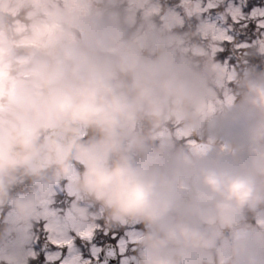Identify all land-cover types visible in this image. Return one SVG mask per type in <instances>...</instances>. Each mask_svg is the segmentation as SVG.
I'll list each match as a JSON object with an SVG mask.
<instances>
[{"label":"clouds","instance_id":"9594fccd","mask_svg":"<svg viewBox=\"0 0 264 264\" xmlns=\"http://www.w3.org/2000/svg\"><path fill=\"white\" fill-rule=\"evenodd\" d=\"M67 17L0 0L4 264H23L7 241L27 242L62 183L85 230L138 226L135 264H264V70L225 89L208 26L136 46L117 9L85 0Z\"/></svg>","mask_w":264,"mask_h":264},{"label":"snow or ice","instance_id":"6c2138e0","mask_svg":"<svg viewBox=\"0 0 264 264\" xmlns=\"http://www.w3.org/2000/svg\"><path fill=\"white\" fill-rule=\"evenodd\" d=\"M226 3V23L241 28L252 23L255 32L264 33V7L245 12V0H226ZM228 30L225 41L233 39ZM49 208L51 215L38 219L35 225V241L43 252V264H131L134 252L131 229L106 230L103 225H97L85 231L68 207L58 208L52 201ZM30 257L37 258V252L31 251Z\"/></svg>","mask_w":264,"mask_h":264},{"label":"rangeland","instance_id":"374dc122","mask_svg":"<svg viewBox=\"0 0 264 264\" xmlns=\"http://www.w3.org/2000/svg\"><path fill=\"white\" fill-rule=\"evenodd\" d=\"M120 1H125L127 3V6L122 5ZM47 2L52 8L63 9L68 14L67 18L71 22V12L73 8L83 5V3H85V0H47ZM87 2L97 6V8L108 7L117 9L122 14V16H124L123 20L126 23H128L134 30L138 29V31L136 32L135 41L138 42V44L140 43V46L143 45L149 30H160L161 32L172 35L168 31L173 29V27L181 26V24L184 25L185 21L183 17H178V14H176V12L172 10L175 8L176 4H178L179 7L181 4L180 2H184L191 9L192 13L195 15L198 21L196 26L194 27V30H199L204 26H208L212 29L213 34L216 36L217 46L211 49V55L213 57V66L221 72L223 87L225 89L228 87L226 82L232 79V74L235 71H233L232 67H228V63L227 65H222V63L214 59V56L215 50L222 49L223 47V44L225 42V32L228 27H230L231 33L227 32V34L232 36V33H234V37H232L233 39L231 41L227 42L236 44L235 46L234 44H232L231 46L233 47L245 48L247 45L250 47H256V42L264 39V33H261L259 30H257L256 33L259 38L251 41L245 47H240L241 44L246 43L243 42V39H240V43L238 42V39L234 41L235 37L237 35L243 34L241 37L247 39V36L246 34L241 33L239 29H237V27H239L241 30H243V28H241L239 25H236L237 27L231 26L230 22H225L224 16L227 11V3L225 0H208L204 3L202 2V0H179L177 1V3L166 6L163 10L155 0H87ZM247 4H256V2L255 0H245V5ZM259 5L260 6H253L252 8L261 7V4ZM80 10L83 11L82 8ZM138 10L142 11L141 17L136 14ZM134 26L136 27L134 28ZM78 30L79 29L75 26V23L72 22V27L69 29V34L74 38H77L76 32ZM236 73H239L238 70H236Z\"/></svg>","mask_w":264,"mask_h":264},{"label":"flooded vegetation","instance_id":"af4514ba","mask_svg":"<svg viewBox=\"0 0 264 264\" xmlns=\"http://www.w3.org/2000/svg\"><path fill=\"white\" fill-rule=\"evenodd\" d=\"M257 2L261 4V7H264V0L262 1L257 0ZM73 198H74V194L72 193L71 189L66 187L65 184L63 183L51 188L44 195V197L40 200V207H39L38 212L35 215V219L33 223L31 224L29 228L25 230L27 234V242L23 243V242L13 241V240L7 241L9 247L16 246V247H21L25 249V256L23 259V264H43V261H44L43 252L35 241V235H36L35 225L38 219L43 218L45 215H51V209L49 208V205L52 201H54L56 207L58 208L68 207V210L71 211L70 206H71V202ZM125 229H131L133 232L131 239L134 241V245H133L134 252L131 253V257H132L131 264H135V259H136L135 242H136V234L138 231V226L128 225L125 227ZM88 230H85V231H88ZM31 251L37 252V258L30 257ZM0 264H4L3 258H0Z\"/></svg>","mask_w":264,"mask_h":264},{"label":"trees","instance_id":"16d2710c","mask_svg":"<svg viewBox=\"0 0 264 264\" xmlns=\"http://www.w3.org/2000/svg\"><path fill=\"white\" fill-rule=\"evenodd\" d=\"M158 5L161 7V9H165L166 6H170L172 5L173 3H175V1H166V0H155ZM154 16V15H153ZM159 24V22H158ZM157 24V25H158ZM188 29V27L185 25L183 27H173V29H171L170 31H168L170 34H177V33H181V32H184ZM194 30V29H193ZM227 51L228 48H226ZM189 51V54L191 53L192 50H188ZM243 59V58H242ZM247 60H249V62H245V63H241L242 61L238 60L236 56H232L231 57V63L235 64V71H236V63H238V72H241L243 70H246V69H249V68H252V69H255V70H262V66H261V62L259 60H257L256 58L254 57H251L250 59L247 58ZM231 84V81L228 82V86H230Z\"/></svg>","mask_w":264,"mask_h":264},{"label":"water","instance_id":"95a60500","mask_svg":"<svg viewBox=\"0 0 264 264\" xmlns=\"http://www.w3.org/2000/svg\"><path fill=\"white\" fill-rule=\"evenodd\" d=\"M186 13L189 14V10L186 9ZM81 34V33H80ZM136 45V44H135ZM259 53H263L264 52V42H259V49H258Z\"/></svg>","mask_w":264,"mask_h":264}]
</instances>
